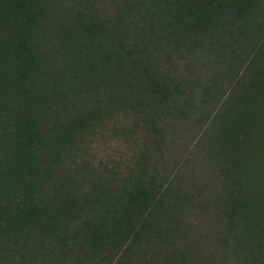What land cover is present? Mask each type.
<instances>
[{"label": "trees", "instance_id": "trees-1", "mask_svg": "<svg viewBox=\"0 0 264 264\" xmlns=\"http://www.w3.org/2000/svg\"><path fill=\"white\" fill-rule=\"evenodd\" d=\"M0 264H264V0H0Z\"/></svg>", "mask_w": 264, "mask_h": 264}]
</instances>
